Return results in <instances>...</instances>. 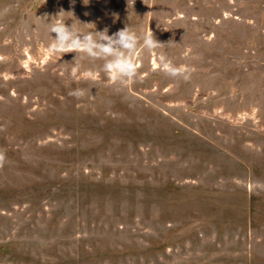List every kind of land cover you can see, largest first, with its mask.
<instances>
[{
    "label": "rangeland",
    "instance_id": "374dc122",
    "mask_svg": "<svg viewBox=\"0 0 264 264\" xmlns=\"http://www.w3.org/2000/svg\"><path fill=\"white\" fill-rule=\"evenodd\" d=\"M57 22L129 27L136 78ZM0 155V264H264V0H0Z\"/></svg>",
    "mask_w": 264,
    "mask_h": 264
},
{
    "label": "clouds",
    "instance_id": "9594fccd",
    "mask_svg": "<svg viewBox=\"0 0 264 264\" xmlns=\"http://www.w3.org/2000/svg\"><path fill=\"white\" fill-rule=\"evenodd\" d=\"M51 33L56 34L55 38H52L54 43L51 50L53 52H75V60L80 52L92 60H105L104 70L111 75L114 81L122 84L136 78L138 69L134 57L137 48L140 47V37L129 27L109 35L107 28L99 32L82 33L73 30L72 26H67L65 22H57L51 24ZM142 46L151 51L163 46V44L159 43L151 32L143 36ZM159 61L168 76L181 77L184 80L190 78L189 69H182L173 65L164 55H160ZM83 94L82 90H74L69 93V95L77 98ZM3 162L4 157L0 155V166L3 165Z\"/></svg>",
    "mask_w": 264,
    "mask_h": 264
}]
</instances>
